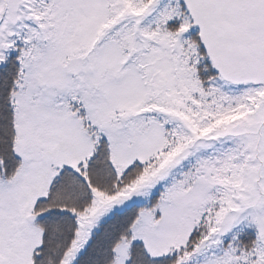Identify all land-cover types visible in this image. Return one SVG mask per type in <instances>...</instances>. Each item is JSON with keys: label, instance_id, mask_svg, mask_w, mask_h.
I'll return each instance as SVG.
<instances>
[{"label": "snow or ice", "instance_id": "1", "mask_svg": "<svg viewBox=\"0 0 264 264\" xmlns=\"http://www.w3.org/2000/svg\"><path fill=\"white\" fill-rule=\"evenodd\" d=\"M0 264H264V0H0Z\"/></svg>", "mask_w": 264, "mask_h": 264}]
</instances>
